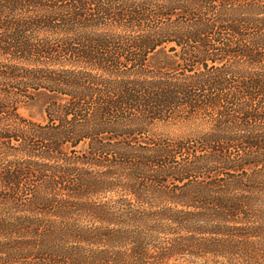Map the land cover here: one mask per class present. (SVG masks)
Masks as SVG:
<instances>
[{"label":"trees","instance_id":"1","mask_svg":"<svg viewBox=\"0 0 264 264\" xmlns=\"http://www.w3.org/2000/svg\"><path fill=\"white\" fill-rule=\"evenodd\" d=\"M0 264H264V0H0Z\"/></svg>","mask_w":264,"mask_h":264},{"label":"rangeland","instance_id":"2","mask_svg":"<svg viewBox=\"0 0 264 264\" xmlns=\"http://www.w3.org/2000/svg\"><path fill=\"white\" fill-rule=\"evenodd\" d=\"M47 97L43 94H36L32 99L25 101L18 106V113L27 119L33 121H42L44 119V107ZM166 131H169L166 130Z\"/></svg>","mask_w":264,"mask_h":264}]
</instances>
